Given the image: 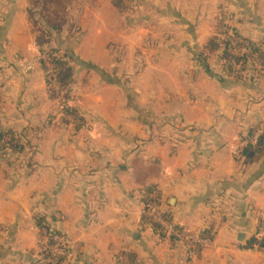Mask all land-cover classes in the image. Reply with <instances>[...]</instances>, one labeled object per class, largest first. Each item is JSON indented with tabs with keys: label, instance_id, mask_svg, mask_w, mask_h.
I'll list each match as a JSON object with an SVG mask.
<instances>
[{
	"label": "crops",
	"instance_id": "0c3cea01",
	"mask_svg": "<svg viewBox=\"0 0 264 264\" xmlns=\"http://www.w3.org/2000/svg\"><path fill=\"white\" fill-rule=\"evenodd\" d=\"M70 1V26L57 43L76 57L68 105L84 120L73 135L57 124L31 0H0V131L29 134L34 150L33 171H0V264H37V217L53 219L68 238L71 260L64 264H121L119 255L134 256L135 264H264V248L252 242L262 239L264 156L235 154L246 149L247 133L264 134V61L236 80L220 72L219 58L204 68L192 55L185 71L168 73L163 60H146L135 73L125 66L143 62L134 54L141 46L197 45L195 15H183L185 26L153 25L175 35L151 47L147 21L119 34L120 11L111 1ZM210 1L231 14L239 37L264 48V0ZM211 30L210 22V37ZM150 188L170 225L212 239L195 248L144 226L142 196Z\"/></svg>",
	"mask_w": 264,
	"mask_h": 264
},
{
	"label": "rangeland",
	"instance_id": "374dc122",
	"mask_svg": "<svg viewBox=\"0 0 264 264\" xmlns=\"http://www.w3.org/2000/svg\"><path fill=\"white\" fill-rule=\"evenodd\" d=\"M109 1L112 2L113 7H115L117 10L120 11L118 20L116 23V28L119 31V34L122 31H124V27L126 24H139V23L142 24L144 23V21L145 22L147 21V24L149 23L151 24L150 25L151 27L150 26L148 27L151 30V33L147 37L148 40H146L149 42V46L151 47L156 42L158 43L163 42L167 36L175 35L174 33H168V32H166L163 35L159 31H157V29L153 31L151 29L153 25L163 26V23L161 22H165V24H171L172 20H176L178 23H182V25L185 26V25H188V22L186 21V17L184 16L190 13L195 15V17H192L193 18L192 22L195 26V29H193L194 31L193 41L198 42L197 45L196 44L191 45L192 47H189L190 49L189 48L177 49L178 47L176 48L174 46H171L167 48L168 51L165 50L164 48H160V49L151 48L150 50V49H147L141 46L140 49H137L136 51H134V54L141 56V58L143 59V62L141 61L139 64H133L128 67L125 66V68H127L128 70L132 68L131 70H134L135 73H142L144 69L148 67L145 62L146 60H149L152 65H157V66H158L159 60H163L164 63L160 64L162 71H165L168 73L174 72V68H177V70L185 71L187 70L186 69L187 63L184 62V59L192 55L193 58L197 61V63L198 62L201 63V65H203L204 68L206 67V64L208 65V62H210L213 58L215 59L219 58L222 63L220 72L223 73L225 76H229L228 75L229 71L227 70L226 61L222 60L223 51L222 50H219V51L211 50L210 42L214 39L221 41L223 39L230 38L233 42H235L238 45H245V46L249 45V41H246L245 39L239 37L238 34L234 32L232 26L230 25V19H231L230 15L231 14L223 10L224 7L222 3H219V2L212 4L214 2H211L210 0H179V5H177V0H109ZM221 6L222 8H219ZM150 8L154 10V12L149 11L150 14L151 15L154 14V16L150 17V20H147L145 17L148 16L146 15V13L148 12V10H150ZM178 8L180 9V12H182V14L179 13L182 15L181 17L174 16L173 12L174 11L178 12ZM192 8H193V11H191ZM131 12H135V13H131ZM38 18L39 17H36L35 22L37 21ZM161 19H163V21ZM210 22H211V29H213L211 30L212 37H210ZM35 27L38 29V28H41V25H36ZM176 36L182 39V35L178 36L177 34ZM119 38L120 40L124 39L121 35H119ZM180 51H182L184 54L177 57L176 60H169L170 57L167 56L168 53L176 54V52H180ZM228 52L229 54H232L238 57H242L244 53L242 50L234 49V48H230ZM248 54L253 56V58L255 59L258 58V56L256 54H253L251 50L250 51L248 50ZM165 56H167V58ZM45 58L46 56L42 55V60H45ZM46 65L47 64H45V67ZM199 66H197L198 69H199ZM209 68H210V64H209ZM255 68L256 67L253 63H249L245 65L244 67L235 66L233 68V72H238V73L243 72L245 73L243 74V77L244 76L246 77V75L253 76V72L255 71ZM127 69H124L123 74H127L126 73ZM158 73L159 71L155 72L154 78L158 76L157 75ZM230 76H232L234 80L240 79V75H237V74H232ZM152 82L154 83L153 85L156 87L157 82L155 81H152ZM131 88L132 90L135 89V87H131ZM140 98L141 97L139 96V100H138L139 102H141L140 100H142ZM137 99L138 98L131 95L130 101L131 102L134 101V103L136 102L138 104L139 102L137 101ZM56 101H57V108H58V112L56 115L57 124H59V126L61 127H63V125L71 127L72 129L70 130V135H73L74 132L79 131V127L82 125V122L73 121L72 116L65 113L64 111L65 107H64L62 98ZM70 124L72 125L70 126ZM258 134L261 136V133H255V134L247 133L246 134V140H247L246 144L240 145V146L242 147L245 146L247 148L248 146L255 144L258 139L253 140V138L255 136H258ZM28 135L26 134L27 138H28ZM33 152L34 150L30 148V149H26L25 152L21 155L20 154L14 155V153H11L13 155H10L9 157L7 156L8 152H6L5 158L2 160L6 161V163L10 162L11 165L8 167L6 166V163L4 162L5 164L2 165V168L8 167L11 170L27 169L26 167L27 161L32 158ZM235 154L237 156H240V155L244 156L243 152H239V151H236ZM38 250H39L38 262L40 261L42 264H50L49 262L50 258L48 259V262H47V259H46L47 257L43 253L39 245H38ZM120 256L121 255L118 256L119 262H120V259H119ZM38 262L35 260V263H38ZM55 263L56 262L52 264H55Z\"/></svg>",
	"mask_w": 264,
	"mask_h": 264
},
{
	"label": "trees",
	"instance_id": "16d2710c",
	"mask_svg": "<svg viewBox=\"0 0 264 264\" xmlns=\"http://www.w3.org/2000/svg\"><path fill=\"white\" fill-rule=\"evenodd\" d=\"M70 0H31V10L30 14L34 18L35 25H41V28H38V36L36 39L37 46L43 56H50L51 62L54 65V73L56 74V88L52 87V79L48 70L45 67L46 61L42 60V66L46 73L47 89L50 94V97L54 100L63 99L64 111L66 114L72 116L73 121H83V116L78 113L77 110L69 107L68 103L70 101V89L75 81V70L72 66L73 63H76V57L71 50L62 48L61 43L58 42L57 37L60 36L68 26H70ZM36 17H39L35 22ZM71 30V28H70ZM58 44V45H55ZM211 50L219 51L222 50V60L226 61L228 75L237 74L241 75L243 72H233L235 66H245L249 63H253L255 67L257 64H260L264 61V48L262 44L249 42L248 46L238 45L233 42L230 38L223 39L221 41L214 39L210 42ZM230 48L242 50L243 56L238 57L232 54H229L228 50ZM248 50L252 51L253 54H256L258 58H253V56L248 54ZM253 133V132H251ZM250 133V134H251ZM33 149L31 142L27 139L25 132H15L13 130H2L0 131V171H3L4 175L8 177V168L11 163L2 160L5 158L6 152H8V157L15 154H23L26 149ZM253 154L250 156V154ZM244 157L246 161H251L256 155L264 156V134L261 135L255 144L248 146L244 152ZM6 163L7 168H2V165ZM26 167L29 171H33L32 160H28ZM154 189L150 188L144 191L142 196V203L146 206L147 200L154 193ZM154 202V207L157 211L160 209V194ZM148 208V207H147ZM160 215L166 221L172 223L171 216L165 212L160 211ZM143 225L150 227L155 233L164 237L167 235V232L163 227L156 223L152 218L144 216L142 217ZM54 221L48 217H37L36 224L38 229L46 228L50 233H57L65 236L61 231H59L54 225ZM180 229V228H178ZM181 230V229H180ZM199 236L205 240L209 238L212 239V236L208 232H202ZM172 240L177 241L173 236H169ZM253 243H258V245L264 248V237L257 242L253 240ZM195 248L200 247L195 245ZM130 259V264H135V257L128 255ZM58 264H61L58 261Z\"/></svg>",
	"mask_w": 264,
	"mask_h": 264
},
{
	"label": "built area",
	"instance_id": "2783aa9c",
	"mask_svg": "<svg viewBox=\"0 0 264 264\" xmlns=\"http://www.w3.org/2000/svg\"><path fill=\"white\" fill-rule=\"evenodd\" d=\"M46 67L48 69V72L50 74V77L52 79V87L56 88V74L54 73V65L51 62V57L46 56ZM49 62V63H47ZM52 65V66H50ZM49 67V68H48ZM257 136L253 138V140H256ZM158 196V192L154 191V193L150 196V198L146 202V206H144V216L152 218L156 223L160 224L163 229L167 232L169 236H173L177 241L180 242H186L190 245H206L208 242L201 238L200 236H190L183 232L182 230L178 229L176 226L170 225V222L166 221L162 218L160 215V209L157 211L154 207V200H156ZM148 207V208H147ZM259 237H264V224L260 225L259 227ZM38 245L40 246L43 253L46 255V259L48 262V259L50 258L49 262L50 264L56 262L55 264H58V261L61 262V264H64L71 260V255L69 252V240L66 238V236L57 234V233H50L46 228L39 230V237H38ZM120 263L121 264H130L129 259L121 255L120 256ZM37 264H42L40 261Z\"/></svg>",
	"mask_w": 264,
	"mask_h": 264
}]
</instances>
